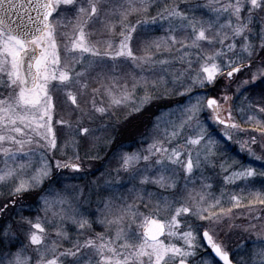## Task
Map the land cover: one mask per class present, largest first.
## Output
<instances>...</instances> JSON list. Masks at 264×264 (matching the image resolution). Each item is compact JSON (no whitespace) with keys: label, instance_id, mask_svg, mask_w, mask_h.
Listing matches in <instances>:
<instances>
[{"label":"snow or ice","instance_id":"obj_1","mask_svg":"<svg viewBox=\"0 0 264 264\" xmlns=\"http://www.w3.org/2000/svg\"><path fill=\"white\" fill-rule=\"evenodd\" d=\"M0 264H264V0H0Z\"/></svg>","mask_w":264,"mask_h":264},{"label":"rangeland","instance_id":"obj_2","mask_svg":"<svg viewBox=\"0 0 264 264\" xmlns=\"http://www.w3.org/2000/svg\"><path fill=\"white\" fill-rule=\"evenodd\" d=\"M61 31H65V30H64V29H61ZM67 31H69V34H70V29L67 30ZM160 35H163V33H160ZM97 39H98V37H97ZM56 40H57L58 45H59V44H62V43H64V42H67L66 38H65L64 41H61L60 37H56ZM85 55H87V54H85ZM222 83H223V82H221V84H222ZM160 103H163V102H160ZM140 119H142V117H133V118L128 122V124L133 123V124L136 125V124L139 122ZM242 127H243V126H242ZM235 139H236V140H239V139H241V137H235ZM140 142H141V138H140V137H136V138H135V141H125V142L121 145V147H123V148H125V149H129V145H130V144H131L132 146H138ZM180 143L182 144V143H183V140H181ZM167 146H168V145H165V147H167ZM173 147H176V145H173ZM227 150H228V152H227V154H226V158H227L228 155H230V156H232L234 159L241 160L243 163H246V164H253L254 166H255V165H256V166H260V162H259V161H256V160L250 158L246 153L240 152V151H239V146H238V145L228 144V145H227ZM108 162H109V161H107V160H104V161H96V162H94V168H93V169H88L87 171H88V172H91V171L95 170L96 168H101V170H102V167H101V166H102L103 164H105V163H108ZM230 162H231V161H229V163H230ZM226 166H227V165H226ZM89 167H91V166H89ZM97 174H99V173H97ZM86 178H87V177H86ZM129 187H130V186H129ZM223 187H224L223 184H220V185L217 186V189H216V191H215V194H216L218 197L220 196V191L223 189ZM228 187H229V190H232V186H228ZM241 187H242V185H241ZM236 190L238 191V189H236ZM120 191H122V192L124 193V195H127V191H126V190L122 189V190H120ZM120 191L117 192V195H120ZM223 206H224V207H230V205L227 204V203H225ZM141 211H143V210H141ZM237 215H239V213H237ZM151 219H160V217H159V216H152ZM138 223H140V222H138ZM185 230L187 231V229H185ZM94 231H96V232H102V231H103V228L100 227L99 225H95V226H94ZM69 233H70V236H73V237L76 235V233H75V231H74L73 229H69ZM162 239H164V237H163ZM168 242H169L168 239H165V243H168ZM64 246H65V247H68L69 245H68L67 243H65Z\"/></svg>","mask_w":264,"mask_h":264},{"label":"trees","instance_id":"obj_3","mask_svg":"<svg viewBox=\"0 0 264 264\" xmlns=\"http://www.w3.org/2000/svg\"><path fill=\"white\" fill-rule=\"evenodd\" d=\"M217 90H219V86L217 87ZM135 124L130 123L125 126V128L121 129L122 132H124L125 135H127L128 131L133 129ZM243 127H248V125H242Z\"/></svg>","mask_w":264,"mask_h":264},{"label":"water","instance_id":"obj_4","mask_svg":"<svg viewBox=\"0 0 264 264\" xmlns=\"http://www.w3.org/2000/svg\"><path fill=\"white\" fill-rule=\"evenodd\" d=\"M34 14V13H33Z\"/></svg>","mask_w":264,"mask_h":264}]
</instances>
